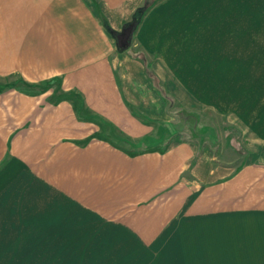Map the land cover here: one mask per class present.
<instances>
[{"label":"crops","instance_id":"0c3cea01","mask_svg":"<svg viewBox=\"0 0 264 264\" xmlns=\"http://www.w3.org/2000/svg\"><path fill=\"white\" fill-rule=\"evenodd\" d=\"M18 2L31 12L24 22L32 28L42 6L39 26L51 38L35 53L34 37L25 34L5 52L0 36V77L30 84L58 78V85L0 91V264H51V236L68 234V212L72 229L118 233L155 256L171 252L170 261L142 254L140 264H264V80L243 101L236 79L235 104L219 101L221 123L239 134L236 158L215 163L206 150L210 158L196 162V145L186 139L129 153L111 134L148 137L136 110L155 114L157 101L162 109L144 58L117 53L84 0ZM142 2L98 0L117 30ZM3 11L0 0V27ZM149 67L167 91L155 62ZM138 69L144 75L130 79ZM150 92L158 99L150 101Z\"/></svg>","mask_w":264,"mask_h":264},{"label":"rangeland","instance_id":"374dc122","mask_svg":"<svg viewBox=\"0 0 264 264\" xmlns=\"http://www.w3.org/2000/svg\"><path fill=\"white\" fill-rule=\"evenodd\" d=\"M84 1L96 17L99 9L103 12L98 0ZM17 5H21L18 0H3V7L7 8L2 12L0 27L3 51L6 52L11 40L21 43L29 35L34 37V51L38 53L42 38H51L50 28L39 26L44 14L42 6L37 10L39 12L33 13L35 25L32 28L24 22V19H31V12L18 9ZM149 19L147 28L141 29L142 22ZM102 28L117 53L126 51V56L135 53L139 56L136 61L141 56L144 65L146 62L148 66L155 62L163 84L174 98L171 113L166 111L167 100L164 98L162 109L157 101L155 114L141 112V116L140 110H136L137 117L151 128L148 137H153L157 130H165L164 123L169 122L170 133L165 139L182 133L180 140L186 139L196 145V162L210 158L208 152L215 157V163L224 164L236 158L234 147L238 145L239 134L221 123L218 106L219 101L221 106L235 104L236 79L242 82L239 96L242 95L243 101L247 94L257 95V78L259 83L264 80V0H154L135 28L127 25L115 29L118 33L113 37ZM124 30L126 34L130 32L128 37H122ZM126 41L128 46L124 47L122 44ZM236 68L243 72L241 77L229 75L235 73ZM130 73H134L130 79L140 78L144 73L147 76L145 68L144 73L143 69L127 74ZM9 78L0 77V84L9 83ZM49 83L57 86L58 78L44 79L37 84ZM138 85L141 86V82ZM220 87L224 89L221 92ZM150 93V101L158 99ZM181 110L183 112L178 114ZM71 215L73 212H68L64 219L67 230H62L68 234L51 236V264H140V259H144L142 254L146 256L145 261L172 260L169 249L159 256L141 252L131 238L118 233L108 236L103 230L92 236L94 233L89 229H72L75 219L70 218ZM54 248L60 250L54 251Z\"/></svg>","mask_w":264,"mask_h":264},{"label":"trees","instance_id":"16d2710c","mask_svg":"<svg viewBox=\"0 0 264 264\" xmlns=\"http://www.w3.org/2000/svg\"><path fill=\"white\" fill-rule=\"evenodd\" d=\"M154 3V0H144L142 5H140L139 7H137L135 9V11L133 12L131 19L129 21L124 22V26L127 25H132L133 28L136 27V25L140 22L141 17L143 16L144 12ZM98 18L100 19V22L102 24V26L104 27V29L107 31V33L110 36H116V34L118 33L117 30H115L111 24L109 19L107 18V16L99 9L98 11ZM118 50H122V48L118 47ZM145 72L147 74L148 77H150V79L155 83L154 85L156 87H158L160 94L163 96L164 99L167 100V104H166V111L171 113L172 110L171 108L173 107V102H174V98L172 97V95H170L165 89L164 87L162 88L161 85H159V78L153 74V71L150 69V67L147 65V63L145 62ZM17 84H23L25 86H29L31 88H38L37 85L39 84H30V83H26L25 81L19 80V81H10L9 83H4V84H0V91L4 88H10V87H17ZM47 85H51L50 83ZM39 89V88H38ZM38 90H35L33 92H36ZM32 92V91H29ZM183 112L182 110L179 113ZM101 123V121H100ZM157 123V122H156ZM154 123V124H156ZM172 124V123H171ZM162 125V124H160ZM166 129L161 131L157 130V133L154 132V135L152 138H155V141L153 143L149 142L148 139H150V137H145V138H141L139 139V141H131L130 139H127L126 137H119L116 134H111V142H113L115 145H121V144H126V151H128L129 153H141V152H146L149 151L151 149H161V150H165L168 146V144L175 138L177 137L178 139L181 138L182 133L178 132L177 134H174V138L169 137L167 139H165V136L168 135L170 133V131L168 130L167 126L170 125L169 122L164 123ZM163 126V125H162ZM184 129V128H183ZM138 142H140L138 144ZM153 144H155V147H151L153 146ZM151 145V146H150ZM150 146V147H148Z\"/></svg>","mask_w":264,"mask_h":264},{"label":"water","instance_id":"95a60500","mask_svg":"<svg viewBox=\"0 0 264 264\" xmlns=\"http://www.w3.org/2000/svg\"><path fill=\"white\" fill-rule=\"evenodd\" d=\"M130 32H127V34H126V36L129 34ZM128 37V36H127ZM127 39V38H126ZM120 40V39H119ZM124 47H126V46H128V43H127V41L126 42H124L123 44H122Z\"/></svg>","mask_w":264,"mask_h":264},{"label":"flooded vegetation","instance_id":"af4514ba","mask_svg":"<svg viewBox=\"0 0 264 264\" xmlns=\"http://www.w3.org/2000/svg\"><path fill=\"white\" fill-rule=\"evenodd\" d=\"M126 36V31L124 30L122 33V37Z\"/></svg>","mask_w":264,"mask_h":264}]
</instances>
